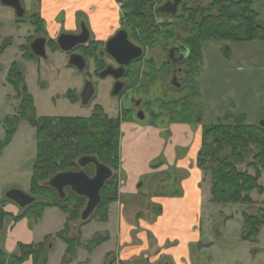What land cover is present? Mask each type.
<instances>
[{"label": "rangeland", "instance_id": "obj_1", "mask_svg": "<svg viewBox=\"0 0 264 264\" xmlns=\"http://www.w3.org/2000/svg\"><path fill=\"white\" fill-rule=\"evenodd\" d=\"M20 2L25 15L23 22L19 23L12 9L0 3V142L5 139L6 126L3 121L16 115L19 105L16 91L6 80L14 63L23 73L38 118H87L95 106H100L110 118L126 113L134 121L142 122L140 114H143L145 121L150 124L151 116L162 112L163 102L179 100L185 95L180 92L183 87L181 80L177 81L181 88L172 89L166 84L169 79L167 77L164 81L145 83L138 89H129L124 94L113 96L112 79L97 78L93 74L91 60L87 61L85 70L78 71L68 66L67 54L61 51L52 52L49 48L45 49V58L25 60L20 48L29 46L36 38L48 39L50 34L46 24L42 25L37 34L29 23L30 16L38 12L37 0ZM194 2L196 1L192 0ZM253 9L259 14L257 23L264 28V4L259 1L253 4ZM62 33H65L64 28ZM57 37L53 39L56 40ZM153 55L155 67L158 68L164 61V56L159 53ZM149 56H152V52L147 54ZM202 56L201 73L197 81L199 95L194 100L197 110L202 113L201 125L216 123L227 114L245 115L248 124L258 125L264 120V42L206 44L202 48ZM161 78L164 79H159ZM86 83L92 85L94 95L84 106L80 96ZM69 91L78 98L77 103H71L67 99L66 93ZM139 100L142 102L141 106H134V102ZM155 124L165 128L167 121L164 115ZM36 153L35 131L27 122L21 121L9 142L0 151V200L5 199V193L12 189L29 195L31 167ZM156 170L133 184L134 192L122 195V202L127 207L122 223L129 231L128 235L123 236L120 252L134 253L128 261L118 259L122 264H168L174 261V252L181 256L182 264L189 260L192 264H264V228L260 230L255 243L240 239L241 214L244 209L248 213L254 211L241 206L209 203L208 180L202 185V192L208 199L204 201L201 226L199 228L197 224L190 223L201 236L197 237L195 233L188 232V222L192 221L189 216L185 219L177 218L180 231L173 232L172 224L162 217L164 206L161 200L183 197L185 190L182 180L188 178L187 171L176 166L163 171ZM252 198H256L255 193ZM6 204L19 208L9 200H6ZM50 209L55 208L46 209L39 221L40 225H35L37 229L34 236L37 242H43L48 236L54 238L59 232L60 224L52 214H61V211L55 209V212H50ZM104 228V225L91 221L83 234L85 240H89L95 232ZM114 229L113 225L112 230ZM125 238L127 242L124 241ZM49 245L51 249L48 264H60L64 243L59 239H52ZM106 246L108 245H102L92 254L79 251L72 264H102L103 255L108 250ZM111 246L114 247L115 242ZM23 264L31 262L28 260Z\"/></svg>", "mask_w": 264, "mask_h": 264}, {"label": "trees", "instance_id": "obj_2", "mask_svg": "<svg viewBox=\"0 0 264 264\" xmlns=\"http://www.w3.org/2000/svg\"><path fill=\"white\" fill-rule=\"evenodd\" d=\"M121 27L141 47L156 49L166 53L173 45H182L188 55L181 63L185 68L183 87L185 93L179 100L163 102L161 113L153 114L150 124L164 115L167 125L188 124L201 126V147L196 157V167L210 184L209 203L220 206H241L254 211L241 214L242 241L255 243L260 230L264 228V128L248 124L245 115L227 114L216 123L201 125L202 113L197 110L194 100L198 99V83L202 65V48L206 44L264 42V28L257 23L259 14L248 3H217L206 0L183 2L174 17L173 23L162 24L163 16L157 7L165 0H119ZM264 4V0H259ZM258 1V2H259ZM160 20V23L157 22ZM30 25L38 34L42 20L30 16ZM50 51H60L55 40H47ZM23 58L36 60L29 46L21 47ZM228 48L226 47V50ZM145 81L153 83L158 74L167 77L169 67L163 65L157 70L154 61H148ZM99 67V66H98ZM19 98L16 115L7 117L3 123L5 139L0 142V151L9 142L17 125L27 122L35 131L36 158L31 167L29 195L35 201L21 209V214L11 217L4 211L6 199L0 200V244L6 235L10 221L28 219L32 224L39 223L43 212L55 208L66 215L63 229L48 236L38 244H18L15 251L7 254L0 245V264H47L49 243L59 239L65 245L61 264H70L79 251L92 253L108 241L104 233H95L89 240L81 238V229L95 221L105 224L109 206L118 199L120 124L129 119L126 113L116 118L108 117L100 106H95L87 118L37 117L33 99L28 94L23 73L17 64H12L6 77ZM71 103L78 98L69 91L66 93ZM264 104V96L262 97ZM94 157L114 174L100 191V203L94 214L85 222L80 214L86 199L76 196L69 189L64 198L46 185L56 174L81 171L77 162L82 157ZM158 158L150 165L152 170L162 165ZM82 171L89 177L94 175V167L88 165ZM256 198H252V194ZM108 263V256L106 261Z\"/></svg>", "mask_w": 264, "mask_h": 264}, {"label": "crops", "instance_id": "obj_3", "mask_svg": "<svg viewBox=\"0 0 264 264\" xmlns=\"http://www.w3.org/2000/svg\"><path fill=\"white\" fill-rule=\"evenodd\" d=\"M37 5L38 12L34 15L42 20V25H47V31L50 34V37L46 38L47 40H55L53 38L59 37L61 34L75 35L83 23L91 34V40L96 43H104L120 28L121 11L117 0H37ZM63 28L65 33H62ZM143 120L138 122L129 118L120 124V161L117 172L119 179L118 199L109 206L108 220L103 224L104 230L95 232L104 233L108 236V241L102 244L108 245L106 246L108 250L103 255L102 264L105 263L106 256L109 260L122 263L119 260L128 261L131 259L129 257L134 254L120 252L123 236L128 235L129 231L127 226L122 223L127 208L122 202V195L132 192L133 184L151 171H155L156 169L152 170L150 165L160 157L163 158V162L156 171H163L176 166L187 171L188 177L182 180L185 190L182 198L161 200L164 206L162 217L172 224V231L176 232L180 227L177 218L183 217L185 219L186 216H189L192 221L188 222V232L195 233L197 237L201 236L199 231H195L190 225L192 222L200 228L204 201L208 199L202 192V185L206 184L207 178L196 167V157L201 147V126L169 124L162 128L156 124H148L145 119ZM179 154L184 156L181 157ZM50 210V212H55V209ZM4 211L11 217L21 214L20 208L8 206L6 203L4 204ZM55 213L52 215L57 217L60 224L58 231H60L64 226L66 215L62 212L61 214ZM12 223L10 221L8 224L3 243L0 244L7 254L14 252L18 244L29 245L42 242H37L34 236L37 229L35 225H40V222L32 224L24 218ZM87 225L81 229L83 240H85L83 234ZM113 225L115 226L114 231L112 230ZM124 241L127 242L126 238ZM114 242L115 246L113 247L111 244ZM48 249H51V245ZM172 255L174 261L172 260L168 264H175V262L182 264L178 252H174ZM76 259L77 256L73 262ZM29 261L32 264V261ZM89 261L88 259L87 262ZM186 262V264H192L190 260Z\"/></svg>", "mask_w": 264, "mask_h": 264}, {"label": "water", "instance_id": "obj_4", "mask_svg": "<svg viewBox=\"0 0 264 264\" xmlns=\"http://www.w3.org/2000/svg\"><path fill=\"white\" fill-rule=\"evenodd\" d=\"M217 3H231L240 4L248 3L255 4L259 0H206ZM2 6L11 8L16 12L17 18H22L24 11L20 6L19 0H0ZM181 4V0H173L172 2H166L159 9L158 13L168 16H175L178 7ZM89 39V33L86 26L81 24V31L79 35L71 34H61L56 39V44L59 50L63 53L71 52L76 46L84 45ZM45 45L46 39L37 38L33 40L29 46L31 53L37 58H45ZM106 53L113 58L117 64L124 66L127 63L139 59L142 55V50L139 47L132 45L127 40V34L125 31H118L112 38H110L105 46ZM170 55L173 54V50H170ZM68 65L76 68L78 71H83L85 68L84 60L76 55H71L68 59ZM121 73L117 71L116 73L107 70L101 76L107 77L112 76L115 79L121 77ZM179 88V85H175ZM122 90V87L115 85L113 88L112 95L118 96ZM94 95L93 87L90 83H86L85 87L81 93L80 99L81 104L86 106ZM258 126L264 128V120H261ZM81 171L79 172H66L59 173L53 176L46 185L52 188L58 195L60 199L64 198L65 190L69 189L78 197H83L86 199V204L84 209L80 214V221H87L93 214L95 209L100 203V191L103 188L107 180H109L113 172L101 165L94 157H82L77 162ZM92 165L94 167V175L89 178L83 171L85 167ZM5 199L14 202L20 209L31 205L35 198L24 193L18 189H12L5 193Z\"/></svg>", "mask_w": 264, "mask_h": 264}, {"label": "flooded vegetation", "instance_id": "obj_5", "mask_svg": "<svg viewBox=\"0 0 264 264\" xmlns=\"http://www.w3.org/2000/svg\"><path fill=\"white\" fill-rule=\"evenodd\" d=\"M20 1V0H19ZM173 0H165L161 5H159L157 7V12L158 9L165 4L166 2H172ZM188 2V3H192V0H181V4L183 2ZM190 1V2H189ZM193 1H197L200 2L201 0H193ZM119 7L120 5V1L117 0ZM181 4L178 7V10L181 6ZM20 6L24 11V8L22 7V4L20 2ZM11 9V8H10ZM14 16H16V12L12 9ZM121 11V10H120ZM160 14V13H158ZM25 15V11L23 16ZM162 20V24H171L173 23L172 19H170L171 17L174 16H168V15H163ZM17 18V16H16ZM23 18V17H22ZM22 18H17V22H23ZM158 23H160V20H157ZM87 28V27H86ZM88 30V29H87ZM125 31L122 27H121V23H120V28L110 37L112 38L118 31ZM81 31V26L79 27V32L75 35H79ZM126 32V31H125ZM89 33V30H88ZM127 34V40L134 46L139 47L142 50V55L139 59L133 60L129 63H127L124 66H120L119 64H117V62L111 58L105 51V46L107 41L110 39H108L107 41H105L104 43H96L93 40H91V34L89 33V39L87 41L86 44L84 45H78L76 46L71 52L69 53H65L68 55V57H70L71 55H76L81 57L84 62H85V68L87 67V61L91 60L93 62V66H94V72L93 74L100 79H107V78H111L114 86L115 85H119L122 87V90L120 92L119 95L124 94L125 92H127L129 89H138L139 87L142 86V84H150L147 81H145V77L144 75L147 72V65L146 63L148 61H155V55H153V53H159L161 55L164 56V61L160 64V66H158V68H156L157 70H160V68L163 65H167L166 67H169V74H168V80L166 82V84H168V86H170L172 89H176L177 87H175V85H179V88L181 87V85L177 82L179 79L181 80V84H183V80H184V73H185V68L181 65V63L186 59L188 53L186 51V49L178 44V45H173L171 46L168 51L166 53H162L156 49H146L141 47L140 45H138L131 37L130 35L126 32ZM37 39V38H36ZM45 39V38H44ZM35 40V39H34ZM30 46V45H29ZM47 48V39H46V45H45V49ZM30 50V48H29ZM170 50H173V54L170 55ZM31 52V51H30ZM152 52V56L147 57V54ZM33 55V54H32ZM34 56V55H33ZM37 58V57H36ZM40 59V58H37ZM69 66V65H68ZM99 66V67H98ZM71 67V66H69ZM74 68V67H72ZM76 69V68H75ZM107 70H111L113 72H117L119 71L122 75L120 78L115 79L112 76H107V77H102L101 75L106 72ZM160 77H162L160 74H158L157 78H156V82L157 81H164L166 80L167 77H165L164 79H159ZM152 84V83H151ZM165 85V82L164 84ZM178 89V88H177ZM141 101H135L134 102V106L140 107L141 106ZM140 117L143 119H145L143 114H140ZM73 262V261H72ZM71 262V263H72ZM108 263L109 264H122V263H116L113 260H109L108 258Z\"/></svg>", "mask_w": 264, "mask_h": 264}]
</instances>
